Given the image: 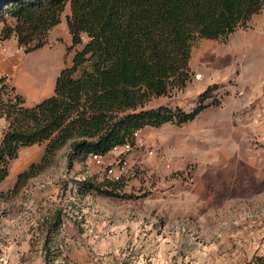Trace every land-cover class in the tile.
Here are the masks:
<instances>
[{
  "label": "rangeland",
  "instance_id": "1",
  "mask_svg": "<svg viewBox=\"0 0 264 264\" xmlns=\"http://www.w3.org/2000/svg\"><path fill=\"white\" fill-rule=\"evenodd\" d=\"M263 11L264 4L250 19L262 16ZM68 13L66 3L58 24L47 31V42L35 50L24 52L16 45L13 35L0 39L4 90L12 93L9 89L12 86L24 105L33 104L52 89L29 100L16 80L20 69L11 56L25 58L42 52L54 55L55 63L43 67L46 80L48 74L69 66L73 50L81 44L65 51L70 42L64 19ZM4 19L12 22L9 16ZM81 39L84 41L86 37L83 35ZM225 41L226 37H192L188 58V68L192 70L184 86L152 96L144 106L166 103L189 108L199 91L190 86L191 79H197L193 73L199 72L200 80L201 72L203 78L213 76L210 55L201 57V49L209 51ZM223 89L226 88L216 90L218 101ZM241 94V91L234 93ZM248 98L253 131L244 139L247 152H238L240 159L251 155L254 163L252 171L248 169L253 172L248 175L253 182L248 186L246 199L234 193L211 194L210 186L201 192V184L196 182L201 176V162L189 159L186 162L189 170L183 174L179 172L183 168L170 164L164 146L149 142L137 146L135 141L125 156L120 196L102 195L93 190L92 185L105 177L104 165L98 167L86 157L67 168V143L55 150L44 168L14 190L16 173L39 159L44 142L20 147L8 161L7 174L0 181V264H264V87H249ZM5 124L0 117V137ZM169 124L172 123H165L164 128ZM162 131L164 135L168 132ZM147 148L152 152L148 153ZM142 153L145 156L140 157ZM243 170L232 167L230 175L242 179ZM189 173L193 175L192 182H188ZM239 205L246 209L243 225L235 223L232 217ZM249 227L258 231L256 245L250 242Z\"/></svg>",
  "mask_w": 264,
  "mask_h": 264
},
{
  "label": "trees",
  "instance_id": "2",
  "mask_svg": "<svg viewBox=\"0 0 264 264\" xmlns=\"http://www.w3.org/2000/svg\"><path fill=\"white\" fill-rule=\"evenodd\" d=\"M66 3L70 42L65 51L81 46L73 50L71 64L57 71L51 93L24 105L12 86V93L4 90L0 76V117L6 122L0 137V181L20 147L44 142L39 159L16 173L14 190L65 143L70 168L89 153L105 154L126 140L133 144L136 129L180 125L205 106L218 104L219 85L213 82L187 109L143 107L150 97L184 86L192 37L224 39L246 26L264 0H0V39L13 35L24 52L43 46ZM121 187L120 179L106 177L92 185L107 196H120Z\"/></svg>",
  "mask_w": 264,
  "mask_h": 264
},
{
  "label": "crops",
  "instance_id": "3",
  "mask_svg": "<svg viewBox=\"0 0 264 264\" xmlns=\"http://www.w3.org/2000/svg\"><path fill=\"white\" fill-rule=\"evenodd\" d=\"M250 18L246 26H238L229 32L222 45H215L209 51L201 49V57L210 55L213 76L205 75L203 78L204 74L201 72V80L191 79L190 86L198 88L199 91L213 82L219 87H225L226 89H223L225 94L221 95L219 103L202 108L193 119L187 121L188 123L180 124L181 129H173L171 126H180L175 124H169L170 126L164 128V124L168 122L158 127L143 126L138 129L139 138L134 140L137 146L140 144L145 146L144 142L164 146L170 156V164L174 168H183L179 171L183 174L189 170V165L186 164L189 159L201 162V176L196 178V182L201 184V192L210 186L211 194L234 193L243 199L249 197L248 186H252L253 178L249 179L248 175L251 176L253 172H248V169L252 171L254 164L251 155L250 158L244 159H240L238 155L239 151L247 152L244 139L254 125L253 119L250 118L251 110L247 108L248 88L264 87V11L262 16ZM190 70L192 69L189 68V72ZM56 74L55 72L51 76L48 75L47 80L51 87ZM229 78L232 79L231 82L228 81ZM170 89L178 90L174 87ZM240 91L243 94L234 95ZM160 128L168 131L167 134L164 135ZM152 138L153 141L150 142ZM148 149L151 148L146 150ZM143 156L144 153L140 155ZM109 157L108 151L104 158ZM232 167L243 168L241 174L245 176L242 179L232 178L230 175ZM189 175L191 177L188 182H192L193 175L192 173ZM238 209L232 212L233 221L243 225L246 223V209L243 205H239ZM250 222L255 224V221ZM247 232L251 234V244L256 245L259 241L257 229L249 227Z\"/></svg>",
  "mask_w": 264,
  "mask_h": 264
},
{
  "label": "bare ground",
  "instance_id": "4",
  "mask_svg": "<svg viewBox=\"0 0 264 264\" xmlns=\"http://www.w3.org/2000/svg\"><path fill=\"white\" fill-rule=\"evenodd\" d=\"M54 59L55 56L47 52L30 54L25 58L18 57V55L11 56V60L20 69V73L16 80L29 100L37 99L51 91L52 87L50 82L43 77V67L46 65H53L55 63ZM41 87H43V89Z\"/></svg>",
  "mask_w": 264,
  "mask_h": 264
},
{
  "label": "built area",
  "instance_id": "5",
  "mask_svg": "<svg viewBox=\"0 0 264 264\" xmlns=\"http://www.w3.org/2000/svg\"><path fill=\"white\" fill-rule=\"evenodd\" d=\"M83 35H81L82 37ZM195 78L200 76L199 72L193 73ZM133 139L135 140L138 137V129L134 130L132 133ZM131 143L126 140L121 144L113 145L109 149L110 157L109 159L104 158V154L99 153H89L87 157L94 163L96 166H103V172L106 178L110 180H118L121 178V174L126 170V153L131 148ZM148 153H151V149L147 150ZM168 166V164H165ZM190 179V177H189Z\"/></svg>",
  "mask_w": 264,
  "mask_h": 264
}]
</instances>
